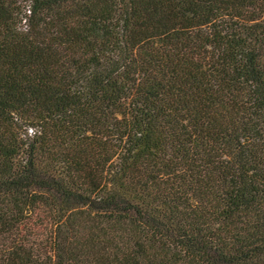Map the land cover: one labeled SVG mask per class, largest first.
I'll return each mask as SVG.
<instances>
[{"label":"trees","instance_id":"16d2710c","mask_svg":"<svg viewBox=\"0 0 264 264\" xmlns=\"http://www.w3.org/2000/svg\"><path fill=\"white\" fill-rule=\"evenodd\" d=\"M0 264H264V0H0Z\"/></svg>","mask_w":264,"mask_h":264}]
</instances>
